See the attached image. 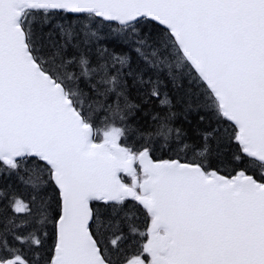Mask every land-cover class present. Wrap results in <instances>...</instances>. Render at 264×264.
<instances>
[{
  "label": "snow or ice",
  "instance_id": "6c2138e0",
  "mask_svg": "<svg viewBox=\"0 0 264 264\" xmlns=\"http://www.w3.org/2000/svg\"><path fill=\"white\" fill-rule=\"evenodd\" d=\"M0 177V264H264V0H0Z\"/></svg>",
  "mask_w": 264,
  "mask_h": 264
},
{
  "label": "trees",
  "instance_id": "16d2710c",
  "mask_svg": "<svg viewBox=\"0 0 264 264\" xmlns=\"http://www.w3.org/2000/svg\"><path fill=\"white\" fill-rule=\"evenodd\" d=\"M196 125V121H193V126H195ZM6 184H11V185H13V187L15 188V189H18L21 193H24V188H23V186L22 185H20L17 181H16V179L13 177V178H11V179H5V178H2V177H0V187H3V186H5ZM138 223L140 224V226H141V230H143V218H141L139 221H138Z\"/></svg>",
  "mask_w": 264,
  "mask_h": 264
}]
</instances>
